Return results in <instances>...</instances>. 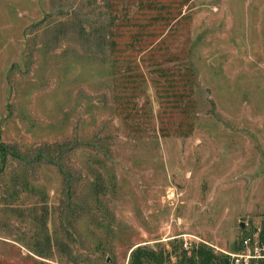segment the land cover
<instances>
[{
  "label": "rangeland",
  "instance_id": "rangeland-1",
  "mask_svg": "<svg viewBox=\"0 0 264 264\" xmlns=\"http://www.w3.org/2000/svg\"><path fill=\"white\" fill-rule=\"evenodd\" d=\"M105 1L0 0V264H258L264 0Z\"/></svg>",
  "mask_w": 264,
  "mask_h": 264
},
{
  "label": "trees",
  "instance_id": "trees-1",
  "mask_svg": "<svg viewBox=\"0 0 264 264\" xmlns=\"http://www.w3.org/2000/svg\"><path fill=\"white\" fill-rule=\"evenodd\" d=\"M105 8L107 9V12L110 11L112 8V3L109 0L105 1ZM154 9V8H152ZM110 14V13H109ZM118 20L121 22H127L126 16L124 17H118ZM116 22V19L114 17H110L108 20V24L106 25V28L109 29L111 26L114 25ZM125 25L126 24H122ZM104 43V42H103ZM113 43L109 42V46H111ZM104 46V44H103ZM108 46V47H109ZM105 47V46H104ZM43 152L37 153L36 156H34V161H28L22 159L19 154L13 152L12 149H10L9 146L4 145L2 142H0V177L4 173L6 167L8 166V157H11L14 161H18L19 163H23L27 166L28 169H30V164L33 166L34 164L42 163L45 165H53L56 164L54 157L58 155L59 149H47ZM21 168L24 166H20ZM26 176V175H25ZM11 179L8 181L9 183L5 182V193H7V197L11 199L12 201H16L19 199V197L22 196V194H25L28 198L34 197L38 194L36 190L33 189V187L30 186V182L26 177L18 176V174L15 173V171L12 173V176H10ZM96 190L99 189V187L95 188ZM32 195V196H31ZM261 240L264 238V225L261 229ZM33 250V249H31ZM34 251V250H33ZM190 255L187 257V253L184 252L183 257L181 258V261L178 264H231L230 257L223 256V255H216L212 250H210L207 246L203 244H198L197 246L191 248ZM34 254L43 258L51 257V256H45L43 252H40L38 250L34 251ZM162 257H158L155 253H146L143 248L140 246H137L133 248V250L130 252V259L129 264H163L162 263ZM258 264H264V260L259 261Z\"/></svg>",
  "mask_w": 264,
  "mask_h": 264
},
{
  "label": "water",
  "instance_id": "water-1",
  "mask_svg": "<svg viewBox=\"0 0 264 264\" xmlns=\"http://www.w3.org/2000/svg\"><path fill=\"white\" fill-rule=\"evenodd\" d=\"M212 63H215V59L212 60ZM243 228V226H241Z\"/></svg>",
  "mask_w": 264,
  "mask_h": 264
}]
</instances>
